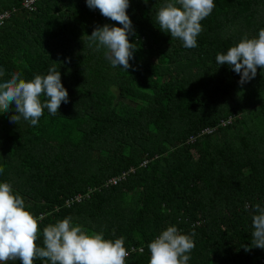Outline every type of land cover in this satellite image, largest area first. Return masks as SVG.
I'll return each instance as SVG.
<instances>
[{"label": "trees", "instance_id": "trees-1", "mask_svg": "<svg viewBox=\"0 0 264 264\" xmlns=\"http://www.w3.org/2000/svg\"><path fill=\"white\" fill-rule=\"evenodd\" d=\"M23 1L0 0V13L10 12L0 80L55 65L68 92L37 126L0 113V183L38 218L37 245L44 227L71 217L105 239L123 237L125 264H149L148 244L168 226L192 237L188 264H264V249L242 247L253 206H264V69L240 85L216 62L245 35L258 37L264 0H214L195 48L159 29L169 0H129L137 49L128 72L89 46L96 26L122 25L86 0H38L33 12Z\"/></svg>", "mask_w": 264, "mask_h": 264}, {"label": "clouds", "instance_id": "clouds-1", "mask_svg": "<svg viewBox=\"0 0 264 264\" xmlns=\"http://www.w3.org/2000/svg\"><path fill=\"white\" fill-rule=\"evenodd\" d=\"M86 5L122 25L96 26L87 39L96 51L104 50L112 67L119 66L128 72L132 67L129 61L137 49L128 38L135 34L127 14L129 0H86ZM215 6L214 0H169L158 9L156 20L159 29L170 33L172 39L181 40L183 47L195 48L196 38L203 30L201 21ZM216 62L227 64L239 74L240 85L255 78L257 68L264 69V28L259 30L258 37L245 35L226 54L218 53ZM4 76L0 69V78ZM41 96L45 97L43 101ZM62 102L68 103V92L55 65L46 75L37 74L31 80L23 79L20 72L0 80V113L13 112L9 117L11 123L17 124L23 118L37 126L45 108L55 115ZM252 227L251 245L242 247L246 251L250 247L264 249V206L259 203L253 206ZM42 235L43 246H38V218L26 210L24 198L14 193L10 183H0V264L16 260L34 264L36 259L45 264H125L128 256L123 237L105 239L103 232L90 233L78 224L74 226L71 217L47 225ZM194 247L191 236L181 233L176 226H168L148 244L149 264H188Z\"/></svg>", "mask_w": 264, "mask_h": 264}, {"label": "built area", "instance_id": "built-area-1", "mask_svg": "<svg viewBox=\"0 0 264 264\" xmlns=\"http://www.w3.org/2000/svg\"><path fill=\"white\" fill-rule=\"evenodd\" d=\"M38 0H24L23 3L21 4L22 8L25 10H28L29 12H33L35 7V3ZM10 16V12L9 11H5L0 13V25L3 24V22ZM113 185L116 184V181L112 182Z\"/></svg>", "mask_w": 264, "mask_h": 264}, {"label": "rangeland", "instance_id": "rangeland-1", "mask_svg": "<svg viewBox=\"0 0 264 264\" xmlns=\"http://www.w3.org/2000/svg\"><path fill=\"white\" fill-rule=\"evenodd\" d=\"M1 1H3V0H1ZM10 264H15V261H11V263Z\"/></svg>", "mask_w": 264, "mask_h": 264}, {"label": "crops", "instance_id": "crops-1", "mask_svg": "<svg viewBox=\"0 0 264 264\" xmlns=\"http://www.w3.org/2000/svg\"><path fill=\"white\" fill-rule=\"evenodd\" d=\"M11 263V262H10ZM16 264V263H15Z\"/></svg>", "mask_w": 264, "mask_h": 264}]
</instances>
